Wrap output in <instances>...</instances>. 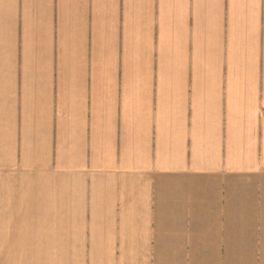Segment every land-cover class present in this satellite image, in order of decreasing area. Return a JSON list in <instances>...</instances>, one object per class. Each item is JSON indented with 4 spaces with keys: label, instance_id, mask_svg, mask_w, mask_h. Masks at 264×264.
<instances>
[{
    "label": "clouds",
    "instance_id": "clouds-1",
    "mask_svg": "<svg viewBox=\"0 0 264 264\" xmlns=\"http://www.w3.org/2000/svg\"><path fill=\"white\" fill-rule=\"evenodd\" d=\"M16 10L15 0L0 3L5 19L0 42V264H148V201L140 178L146 170L157 165L191 171L255 163L257 130L264 124V76L258 74L255 37L264 0H25L19 135L16 46L8 39L7 23ZM37 22L46 35L58 30L61 37V136L55 149L35 133L37 104L42 127L56 115L47 90L37 97L33 87L27 37ZM90 24L104 37L109 133L123 25L125 146L119 156L111 136L103 150L97 148L91 156L88 151L84 42ZM66 68L70 87L64 84ZM70 110L79 119V129L66 136ZM153 125L159 130L158 158L152 151ZM186 137L192 140L190 165Z\"/></svg>",
    "mask_w": 264,
    "mask_h": 264
},
{
    "label": "crops",
    "instance_id": "crops-1",
    "mask_svg": "<svg viewBox=\"0 0 264 264\" xmlns=\"http://www.w3.org/2000/svg\"><path fill=\"white\" fill-rule=\"evenodd\" d=\"M3 0H0L2 3ZM17 10L8 23V39L16 46L18 135L23 126L24 47L26 22L22 10L25 0H15ZM229 21L224 23L228 35ZM5 38V19L0 12V42ZM258 74L264 76V15L256 31ZM34 66V91L37 97L47 90L56 115L42 127L41 105H36L35 133L38 139L47 138L55 149L61 136L59 101L62 88V45L58 30L45 34L39 23L29 29ZM69 41V46H70ZM153 106L158 104V28L153 34ZM104 37L97 25L90 24L84 42L87 60V118L86 134L89 155L97 148L103 150L109 136L117 156L125 146L124 83L125 41L123 25L117 41V98L115 114L109 133L108 100L103 91L107 78L102 59ZM64 84L70 87V69H63ZM48 76L45 80L44 77ZM189 124L190 116L189 112ZM68 130L79 129V119L70 110ZM192 140L186 137L185 155L191 163ZM152 151L158 158L159 130L152 127ZM226 154V144H222ZM148 201L150 230V258L148 264H264V124L258 126L255 163L249 167H231L227 164L216 169H173L157 165L141 175Z\"/></svg>",
    "mask_w": 264,
    "mask_h": 264
}]
</instances>
